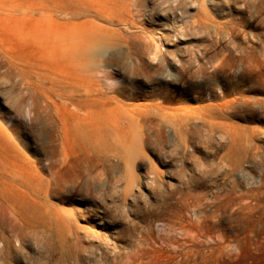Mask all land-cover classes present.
<instances>
[{
  "label": "rangeland",
  "instance_id": "1",
  "mask_svg": "<svg viewBox=\"0 0 264 264\" xmlns=\"http://www.w3.org/2000/svg\"><path fill=\"white\" fill-rule=\"evenodd\" d=\"M0 264H264V0H0Z\"/></svg>",
  "mask_w": 264,
  "mask_h": 264
},
{
  "label": "bare ground",
  "instance_id": "2",
  "mask_svg": "<svg viewBox=\"0 0 264 264\" xmlns=\"http://www.w3.org/2000/svg\"><path fill=\"white\" fill-rule=\"evenodd\" d=\"M227 103V102H226ZM94 141V140H93ZM119 142H121L120 140H119ZM107 143H105L104 142V140L103 141H101L100 142V144H95V145H97V146H93L95 149H97V151L98 152H100V153H103V155H104V152L102 151V149H101V146H105ZM63 146V145H62ZM108 148V147H107ZM91 149H92V147H91ZM111 149V148H110ZM110 149H108L107 151L109 152V153H111V152H114V151H111ZM112 154V153H111ZM102 155V154H101ZM99 160V159H98ZM129 160V159H128ZM102 164H103V162H102ZM105 165V164H104ZM90 173V172H89ZM38 223L39 222V220L38 221H35V223ZM3 241H4V239H3ZM5 243L7 244V243H9V241L8 240H6L5 239Z\"/></svg>",
  "mask_w": 264,
  "mask_h": 264
}]
</instances>
